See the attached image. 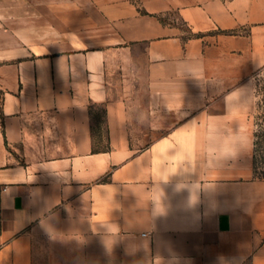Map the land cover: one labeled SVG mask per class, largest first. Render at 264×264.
Masks as SVG:
<instances>
[{"label": "crops", "instance_id": "obj_1", "mask_svg": "<svg viewBox=\"0 0 264 264\" xmlns=\"http://www.w3.org/2000/svg\"><path fill=\"white\" fill-rule=\"evenodd\" d=\"M261 67L264 0H0V264H264Z\"/></svg>", "mask_w": 264, "mask_h": 264}, {"label": "trees", "instance_id": "obj_2", "mask_svg": "<svg viewBox=\"0 0 264 264\" xmlns=\"http://www.w3.org/2000/svg\"><path fill=\"white\" fill-rule=\"evenodd\" d=\"M261 92H264L261 90ZM264 94V93H262ZM261 100H264L262 97ZM264 105H261V114L257 117V129L253 131V170L255 176L260 179H264ZM89 112L91 118L96 119V126L100 129L102 127L103 119L101 118V114L98 112H93L92 107H89ZM102 113H104V109H102ZM109 145H105L103 142L101 146L95 147L93 145V150H108Z\"/></svg>", "mask_w": 264, "mask_h": 264}, {"label": "rangeland", "instance_id": "obj_3", "mask_svg": "<svg viewBox=\"0 0 264 264\" xmlns=\"http://www.w3.org/2000/svg\"><path fill=\"white\" fill-rule=\"evenodd\" d=\"M242 92L247 97V106L249 107V122L253 129H257L258 116L261 114V105H264V67L258 69L255 73L251 75L248 79L241 82ZM264 107V106H262ZM100 108H98L99 110ZM137 135L142 136V133ZM144 139V138H143ZM145 141V140H144ZM143 142V140H142ZM101 146V145H100Z\"/></svg>", "mask_w": 264, "mask_h": 264}]
</instances>
